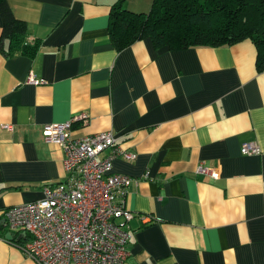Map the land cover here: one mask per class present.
<instances>
[{"label":"crops","instance_id":"0c3cea01","mask_svg":"<svg viewBox=\"0 0 264 264\" xmlns=\"http://www.w3.org/2000/svg\"><path fill=\"white\" fill-rule=\"evenodd\" d=\"M118 1L7 0L27 23L25 43L37 47L9 52L7 39L0 48V264H37L4 212L65 180L63 148L46 142L44 129L82 112L88 118L74 122L75 137L111 130L137 155L113 164L132 178L123 196L134 212L125 264H264L256 45L171 49L146 37L119 49L109 28ZM121 1L146 13L154 0ZM250 141L261 154L242 153ZM200 165L219 176L198 173Z\"/></svg>","mask_w":264,"mask_h":264},{"label":"built area","instance_id":"2783aa9c","mask_svg":"<svg viewBox=\"0 0 264 264\" xmlns=\"http://www.w3.org/2000/svg\"><path fill=\"white\" fill-rule=\"evenodd\" d=\"M29 81L40 82L34 75ZM87 118L82 112L45 126V141L63 148L65 180L46 184L43 198L4 212L5 225L22 234L23 249L37 264H125L130 254L134 212L124 205L123 196L132 178L114 172L113 164L119 157L133 160L137 155L124 150L111 130L75 137L74 122ZM5 127L12 129L11 124ZM241 151L258 155L261 147L250 141ZM197 172L219 176L205 165Z\"/></svg>","mask_w":264,"mask_h":264},{"label":"trees","instance_id":"16d2710c","mask_svg":"<svg viewBox=\"0 0 264 264\" xmlns=\"http://www.w3.org/2000/svg\"><path fill=\"white\" fill-rule=\"evenodd\" d=\"M3 26L0 48L8 39L9 52L33 54L24 38L27 23L15 17L7 0H0ZM110 33L117 48L150 37L158 47L184 49L197 45L234 44L251 39L257 47V67L264 71V0H154L149 12L138 13L115 3Z\"/></svg>","mask_w":264,"mask_h":264},{"label":"water","instance_id":"95a60500","mask_svg":"<svg viewBox=\"0 0 264 264\" xmlns=\"http://www.w3.org/2000/svg\"><path fill=\"white\" fill-rule=\"evenodd\" d=\"M13 236H11V233H10V236H7V239L8 240H11Z\"/></svg>","mask_w":264,"mask_h":264}]
</instances>
